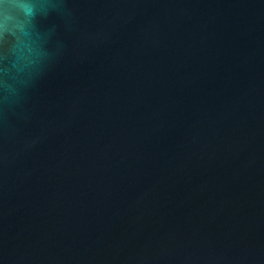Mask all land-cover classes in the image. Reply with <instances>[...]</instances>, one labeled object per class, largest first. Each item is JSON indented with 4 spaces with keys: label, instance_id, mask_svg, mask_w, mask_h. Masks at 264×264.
Listing matches in <instances>:
<instances>
[{
    "label": "water",
    "instance_id": "95a60500",
    "mask_svg": "<svg viewBox=\"0 0 264 264\" xmlns=\"http://www.w3.org/2000/svg\"><path fill=\"white\" fill-rule=\"evenodd\" d=\"M17 3L0 264H264V0Z\"/></svg>",
    "mask_w": 264,
    "mask_h": 264
},
{
    "label": "clouds",
    "instance_id": "9594fccd",
    "mask_svg": "<svg viewBox=\"0 0 264 264\" xmlns=\"http://www.w3.org/2000/svg\"><path fill=\"white\" fill-rule=\"evenodd\" d=\"M0 6H3L4 8H10V7H20V8H27V5L17 3V0H11L10 3H6L5 0H0Z\"/></svg>",
    "mask_w": 264,
    "mask_h": 264
}]
</instances>
